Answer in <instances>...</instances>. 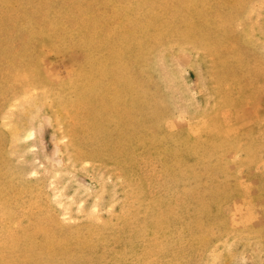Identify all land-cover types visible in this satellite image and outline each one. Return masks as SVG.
Here are the masks:
<instances>
[{
	"label": "rangeland",
	"instance_id": "1",
	"mask_svg": "<svg viewBox=\"0 0 264 264\" xmlns=\"http://www.w3.org/2000/svg\"><path fill=\"white\" fill-rule=\"evenodd\" d=\"M0 264H264V0H0Z\"/></svg>",
	"mask_w": 264,
	"mask_h": 264
}]
</instances>
